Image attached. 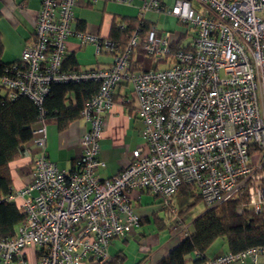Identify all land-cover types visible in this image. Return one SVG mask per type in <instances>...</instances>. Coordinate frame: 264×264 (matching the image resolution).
<instances>
[{"label":"built area","instance_id":"built-area-1","mask_svg":"<svg viewBox=\"0 0 264 264\" xmlns=\"http://www.w3.org/2000/svg\"><path fill=\"white\" fill-rule=\"evenodd\" d=\"M77 1L41 0L34 40L0 76L10 99L26 96L40 110L23 152L32 154L31 180L6 196L21 198L23 217L15 236L0 237V264H27V248L37 250V264L107 260L111 241L140 222L134 192L160 198L162 208L175 215L171 231L182 236L189 226L172 204L181 185H193L207 208L245 195L239 212L247 207L264 213V0H174L171 7L163 0H144L141 14L173 15L185 30L162 32L150 26L142 32L138 27L123 49L98 35L79 33L97 52H113L114 59L107 67L70 70L63 64L75 32ZM186 35L191 36L187 43ZM178 40L181 45L173 50ZM137 49L165 66L132 70ZM87 81L99 87L81 111L88 123L82 153L71 169H61L46 153L44 100L53 83ZM121 82L130 83L136 96L142 144L125 168L101 178L100 138ZM261 256L264 246H254L203 264H256Z\"/></svg>","mask_w":264,"mask_h":264},{"label":"crops","instance_id":"crops-1","mask_svg":"<svg viewBox=\"0 0 264 264\" xmlns=\"http://www.w3.org/2000/svg\"><path fill=\"white\" fill-rule=\"evenodd\" d=\"M143 1L132 0L130 4H124L110 0H78L74 8L73 29L75 32L68 39L63 67L70 70L97 69L107 67L113 62V52L106 48L97 52L95 45L83 42L79 33L98 35L103 40L115 42L117 49H121L127 42V35L119 29H126L129 23L132 22L136 26L145 20L157 28L155 12L148 11L141 14L140 7ZM163 1L167 7H171L174 2V0ZM40 7L41 0H0L3 62L17 61L25 45L34 40V22ZM175 19L178 22L176 17ZM159 31L171 30L160 29ZM171 32L182 33L181 29ZM137 51L132 56V62H137L140 68L142 65L138 63ZM152 64L154 66L153 62ZM114 100V106L106 114L105 127L100 138L99 155L105 162V166L98 169V175L101 178L111 177L125 168L130 162L131 152L142 144L143 124L137 114V99L132 85L127 82L119 83ZM76 103V96L71 93L66 105ZM87 128L88 123L81 117L63 121L62 124L56 118L47 122L46 153L59 168H72L74 161L82 153L81 139ZM9 167L12 177L11 193H13L22 189L31 180L32 154H22L19 159L10 162ZM150 194L148 191L133 193V206L140 216V222L125 236L116 237L111 241L108 247L109 258L121 255L123 256L121 264H156L184 238L182 235L174 234L171 231L172 224L169 227L165 220L159 217L158 210L163 209L170 215L169 209L162 208L157 203L144 205L143 196ZM177 194L179 193L175 195ZM183 196L187 200L191 198L190 195ZM10 201L15 202L20 209L21 198ZM191 203L192 200L187 207ZM172 204L175 205L173 200ZM152 221L154 228L145 229L147 227L145 225ZM228 251L230 250L225 240L217 239L207 250L206 255L211 258ZM24 257L27 264H37L38 255L34 248H27ZM192 257L195 258L196 254L193 253ZM14 264L22 263L16 261ZM82 264L101 263L89 257ZM240 264H252V262L248 260ZM256 264H264V257H259Z\"/></svg>","mask_w":264,"mask_h":264},{"label":"trees","instance_id":"trees-1","mask_svg":"<svg viewBox=\"0 0 264 264\" xmlns=\"http://www.w3.org/2000/svg\"><path fill=\"white\" fill-rule=\"evenodd\" d=\"M150 26L149 22L142 20L136 26L131 22L126 29H119L127 35L124 47L136 28L140 27L141 31L145 32ZM180 45L181 41H178L173 44L172 49L176 50ZM137 50L138 63L142 66L138 69L137 62H132V70H148L158 66L157 64L153 66L151 58L143 49ZM2 52L3 43L0 34V76L4 74L5 68L13 63L3 62ZM98 87V83L92 81L53 83L43 104L46 110V123L52 118H56L62 124L63 121L81 117L85 102L97 92ZM71 93L75 94L77 103L67 106L66 101ZM39 116L40 110L31 99L20 96L12 100L0 87V237L15 236L18 224L23 217L17 204L6 199V196L12 192L9 164L23 154L25 145L33 137V129L40 122ZM176 193L190 195L192 203L189 206L201 199L195 187L190 184L181 185ZM246 201L247 198L244 195L216 207L206 208L192 222V228L189 227L187 235L156 264L204 263L208 259L207 250L217 239L225 240L232 252H239L254 246H264V213L255 214L247 207L239 212L238 206ZM186 209L181 210L179 214L183 215ZM195 252L198 256L193 258ZM122 260L123 256L117 255L101 264H121Z\"/></svg>","mask_w":264,"mask_h":264},{"label":"rangeland","instance_id":"rangeland-1","mask_svg":"<svg viewBox=\"0 0 264 264\" xmlns=\"http://www.w3.org/2000/svg\"><path fill=\"white\" fill-rule=\"evenodd\" d=\"M171 1V0H170ZM170 4H172L170 2ZM155 15V20H156V26L157 29H163V30H180L184 31L185 30V26H183L182 24L178 23L175 19V17L166 14V13H154ZM190 34V33H189ZM183 42H189L191 40V36L190 35H186L183 36ZM165 63L161 62L158 64V67H164ZM140 69V68H138ZM173 202L178 211L180 212L181 210H185L186 211L183 215H180L183 220H184V224L189 226L190 229L192 227V222L199 216L201 215L207 208V206L205 205L204 201L202 199L197 200L196 203H194L192 206H188L187 204L191 202V198L187 200L186 197H184L182 194H177L172 198ZM142 202L144 203V205L146 203H148L149 205H154L153 203H157L158 205H161V200L160 198H156L154 197V195L150 194V195H144L143 196V200ZM170 215L167 213V211H164L163 209L158 210V215L159 217H161L163 220H165L166 224L169 226L171 225L174 220H175V215L172 214L169 211ZM153 217V216H152ZM147 227H145V229H152L154 228V222H150L147 223V225H145ZM170 227V226H169ZM164 231V230H163ZM221 240V239H220Z\"/></svg>","mask_w":264,"mask_h":264}]
</instances>
